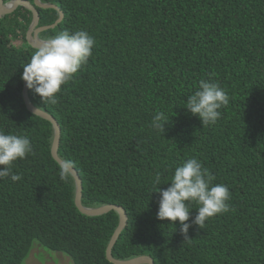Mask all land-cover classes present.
<instances>
[{"label":"trees","instance_id":"1","mask_svg":"<svg viewBox=\"0 0 264 264\" xmlns=\"http://www.w3.org/2000/svg\"><path fill=\"white\" fill-rule=\"evenodd\" d=\"M42 1L64 12L47 38L68 29L95 39L89 62L62 86L57 104L28 94L61 127L58 155L77 170L83 205L126 210L113 256L264 264V0ZM37 9L39 26L59 17L55 8ZM32 17L22 6L0 17V130L26 136L33 146L13 164L22 179L0 180V264H24L35 240L51 258L60 252L73 264H114L106 249L119 213L78 209L75 179L70 171L61 176L51 153L53 124L23 98V65L36 50L26 39ZM18 37L20 46L11 43ZM201 79L218 82L229 96L217 122L204 127L184 107ZM158 111L170 118L162 135L150 126ZM191 157L231 195L228 212L203 229L190 227L185 239L179 221L157 219L152 181L160 173L166 189L175 166ZM35 256L43 261L41 251Z\"/></svg>","mask_w":264,"mask_h":264},{"label":"clouds","instance_id":"2","mask_svg":"<svg viewBox=\"0 0 264 264\" xmlns=\"http://www.w3.org/2000/svg\"><path fill=\"white\" fill-rule=\"evenodd\" d=\"M11 1L13 0H2V4L4 5ZM27 1L34 5V0L33 2ZM41 2L43 1L41 0ZM19 6L28 9L24 5H17L11 13ZM35 8L37 9L38 6ZM11 13H6L0 17ZM94 46L95 39L88 32L84 30L70 31L64 29L45 40L34 51L30 61L23 65L21 79L25 82L27 89L41 97L43 104L55 105L58 102L57 93L61 92L62 86L73 80L75 75L89 62V58L93 55L92 50ZM228 103L229 96L218 82H212L210 79H201L198 90L187 97L184 107L193 116H197L204 127L214 125L221 116L219 110ZM169 121L170 118L164 111H158L152 118L150 126L162 135L165 131V125ZM32 152L33 146L28 137L0 130V180L10 177L12 182H16L22 179L21 175L13 172V164L18 159L23 160L27 155L32 154ZM60 174L61 176L69 174L67 162L60 167ZM214 180L215 177L195 157L188 158L175 166L173 175L170 177V182L167 183L170 186L166 189L160 188L163 183L161 182L160 173H156L152 184L157 188L153 192L159 193L157 219L162 221L168 220L173 222V224L179 221V231L185 236V239H188L187 234L190 227L196 226L199 229H203L208 219L217 214L228 212L230 190L225 184H214ZM192 204H196L198 207L192 208ZM121 207L124 209L123 206ZM192 209L197 210L194 218L191 217ZM126 225L127 221L123 229ZM39 243V241L35 240L32 247H38L41 250L43 246L39 247ZM31 251L32 248L30 249Z\"/></svg>","mask_w":264,"mask_h":264},{"label":"water","instance_id":"3","mask_svg":"<svg viewBox=\"0 0 264 264\" xmlns=\"http://www.w3.org/2000/svg\"><path fill=\"white\" fill-rule=\"evenodd\" d=\"M17 5H24L26 8L31 10L33 13V21H32V23H31V25L27 31V41L31 47L36 48V49L38 47H40L41 44L45 41L39 37V34L44 30H48L50 28L56 27V25L59 22H61L63 17H64L63 11L60 10L57 5H55V4H44L43 2H41V0H34V5L30 4L27 0H13V1L3 5L2 0H0V16L5 15L6 13H11L17 7ZM36 6H38V7H52V8L57 9L59 11L58 19L52 24L37 27V25L39 23L40 16H39V12L35 8ZM23 98H24L25 104H26L29 111H31L32 113H34V114H36L42 118L49 120L53 124L54 136H53V141H52V145H51V153H52L53 157L57 160V162L61 166L65 165L66 162L64 160H62L58 155V148H59V143H60V138H61V127H60L59 123L57 122V120L52 115H50L47 112L39 109L37 106H35L31 102V99H30L29 94H28V89L25 86V82H23ZM67 166L69 168V171L71 172V174L73 175V177L75 179V184H76L75 204L77 205L78 209L82 213H85L87 215H101V214L108 212L109 210H112V209H115L119 213V217H120L119 220L120 221H119L118 227L115 229V231H114V233H113V235L109 241L107 249H106L107 259L114 264H154L152 258L149 256H146V255L136 256V257L126 259V260L116 259L113 256L112 248H113L120 232L122 231V229L125 226L126 221H127V215L125 213V210L120 205H117V204H106V205H102L99 207H86V206H84L82 203V200H81L82 199V190H83L81 178H80V176H79V174L75 168H73L68 163H67Z\"/></svg>","mask_w":264,"mask_h":264},{"label":"rangeland","instance_id":"4","mask_svg":"<svg viewBox=\"0 0 264 264\" xmlns=\"http://www.w3.org/2000/svg\"><path fill=\"white\" fill-rule=\"evenodd\" d=\"M7 22H11V18H9L7 20ZM45 31H47V30L42 31L39 34V37L43 40L48 39L46 37V34L44 33ZM11 43L16 45V46H20L23 43V39H22V37H18L16 39H12ZM24 46L26 47V45H24ZM39 250H40V248H38V247H32V251L30 252V254H29L28 258L26 259V261L24 262V264H73L69 257H67L66 255H64L60 252H55L56 254L53 256L54 258H51V256L43 248H41V250H40L41 254L43 256V261H40L35 256L38 252H40ZM45 255H47L49 258H46Z\"/></svg>","mask_w":264,"mask_h":264}]
</instances>
